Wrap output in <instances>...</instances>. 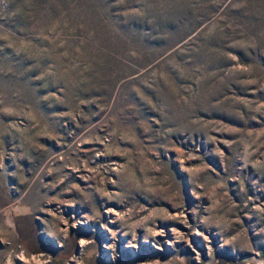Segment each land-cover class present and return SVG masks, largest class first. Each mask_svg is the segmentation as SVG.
I'll use <instances>...</instances> for the list:
<instances>
[{
  "label": "rangeland",
  "instance_id": "obj_1",
  "mask_svg": "<svg viewBox=\"0 0 264 264\" xmlns=\"http://www.w3.org/2000/svg\"><path fill=\"white\" fill-rule=\"evenodd\" d=\"M0 264H264V0H0Z\"/></svg>",
  "mask_w": 264,
  "mask_h": 264
}]
</instances>
